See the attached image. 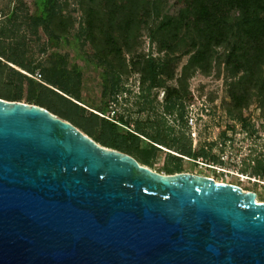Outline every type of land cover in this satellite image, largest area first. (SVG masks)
Returning <instances> with one entry per match:
<instances>
[{"label": "water", "instance_id": "95a60500", "mask_svg": "<svg viewBox=\"0 0 264 264\" xmlns=\"http://www.w3.org/2000/svg\"><path fill=\"white\" fill-rule=\"evenodd\" d=\"M255 196L0 96V264H264Z\"/></svg>", "mask_w": 264, "mask_h": 264}, {"label": "trees", "instance_id": "16d2710c", "mask_svg": "<svg viewBox=\"0 0 264 264\" xmlns=\"http://www.w3.org/2000/svg\"><path fill=\"white\" fill-rule=\"evenodd\" d=\"M86 14L85 46L107 57L105 68L125 69V52H131L140 32L147 33L162 57L138 53L129 59L137 70L140 82L150 89L162 85L165 78L174 76L177 62L186 56L177 77L178 85L166 87L165 97H188L187 79L196 70L208 72L213 59H222L230 74L225 101L228 128L233 120L244 115V109L255 98L264 105V0H81ZM28 28L43 37L49 26L65 27L67 18L59 9L58 0H29ZM220 48V50H219ZM89 49V50H90ZM113 53L117 59H109ZM8 61L32 72L35 66L23 55L0 57V96L7 99L26 97L34 103L70 120L103 145L110 146L149 164L158 144L176 151L165 153L172 159L163 165L167 172L186 170L188 158H204L219 162L216 155L192 141L186 128L173 132L171 139L149 134L135 123L132 127L122 116L107 117L87 111L80 100L78 74L64 67L49 64L41 68L48 84L33 80L35 92L28 85L31 77L15 70L17 90L5 79ZM50 84V85H49ZM5 86V87H3ZM13 90V91H12ZM178 115L185 126L182 105ZM123 127L120 129V127ZM149 138L142 145V136ZM257 174L258 168L253 169Z\"/></svg>", "mask_w": 264, "mask_h": 264}, {"label": "rangeland", "instance_id": "374dc122", "mask_svg": "<svg viewBox=\"0 0 264 264\" xmlns=\"http://www.w3.org/2000/svg\"><path fill=\"white\" fill-rule=\"evenodd\" d=\"M58 2L62 15L68 19L67 25L58 28L53 24L41 37L28 28L29 0H0V57L5 60L7 56L18 57L21 54L40 73L41 68L49 64L61 69L64 67L69 73H77L80 94L77 101L87 111L93 110L109 118L122 116L130 127L137 123L147 133L166 139H171L173 132L181 127L186 128L192 146L199 143L216 155L219 162L201 157L188 158L185 160L187 169L181 171L236 184L244 190L254 191L256 200L264 201V105L254 98L244 109V115L233 120V126L228 128L224 103L229 99L227 89L230 74L222 59H213L208 72L194 71L187 79L188 97L167 99L166 87L178 85L177 77L186 56L177 62L173 77L165 78L162 85L148 89L144 84L142 88L140 73L131 68L129 59L131 56L135 58L138 53L156 58L164 54V51L157 50L145 30L140 32L132 51L123 52L127 63L125 69L122 72L108 69L103 63L107 57H103V54L100 56L96 50L86 49V14L81 0ZM108 58L117 59L113 53ZM8 64L5 79L10 80L14 91L22 84L17 82V69L31 77L28 84L32 87L31 93L35 92L33 80L48 84L42 73L39 80L28 74L33 71L10 61ZM18 100L34 103L33 99L28 100L24 96ZM180 105L183 119L190 112L194 114L195 123L192 126L187 123L182 126L178 115ZM141 136V144L144 145L149 138ZM158 145L161 149L152 153L149 164H144L169 173L163 165L171 164L172 159L165 151L177 152L165 145ZM255 167L258 168L257 174L252 172Z\"/></svg>", "mask_w": 264, "mask_h": 264}, {"label": "built area", "instance_id": "2783aa9c", "mask_svg": "<svg viewBox=\"0 0 264 264\" xmlns=\"http://www.w3.org/2000/svg\"><path fill=\"white\" fill-rule=\"evenodd\" d=\"M34 77H36L37 79L41 80V73L38 69H35L32 73H28ZM186 122L188 125L192 126L194 123H195V116L192 112H190L189 114H187V117H186ZM193 134V132H192Z\"/></svg>", "mask_w": 264, "mask_h": 264}, {"label": "bare ground", "instance_id": "6f19581e", "mask_svg": "<svg viewBox=\"0 0 264 264\" xmlns=\"http://www.w3.org/2000/svg\"><path fill=\"white\" fill-rule=\"evenodd\" d=\"M255 198H256V196H255Z\"/></svg>", "mask_w": 264, "mask_h": 264}]
</instances>
